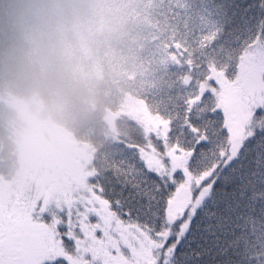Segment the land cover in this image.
Listing matches in <instances>:
<instances>
[{"label": "snow or ice", "instance_id": "1", "mask_svg": "<svg viewBox=\"0 0 264 264\" xmlns=\"http://www.w3.org/2000/svg\"><path fill=\"white\" fill-rule=\"evenodd\" d=\"M188 12L136 138L74 187H0V264H264V0Z\"/></svg>", "mask_w": 264, "mask_h": 264}, {"label": "trees", "instance_id": "2", "mask_svg": "<svg viewBox=\"0 0 264 264\" xmlns=\"http://www.w3.org/2000/svg\"><path fill=\"white\" fill-rule=\"evenodd\" d=\"M190 6L191 0H0V98L36 96L43 109L38 118L90 145L92 171L103 168L140 133L121 118L117 141H111L105 113L116 111L126 95L153 109L183 71L177 64L187 59L183 35L193 24ZM20 126L0 101L3 178L13 171ZM44 155L47 180H66L67 161L49 165Z\"/></svg>", "mask_w": 264, "mask_h": 264}, {"label": "rangeland", "instance_id": "3", "mask_svg": "<svg viewBox=\"0 0 264 264\" xmlns=\"http://www.w3.org/2000/svg\"><path fill=\"white\" fill-rule=\"evenodd\" d=\"M0 101L17 114L21 125V130L14 133L16 152L13 154V171L6 178L0 176V187L30 195L51 193L74 187L90 174L93 148L88 144L78 143L70 133L50 121L43 122L39 119L42 105L36 96L25 101L2 98ZM146 109L142 101L126 95L116 111H107L104 115L106 137L117 141V121L121 118L133 122L141 131V115ZM44 145L46 148L40 151V147ZM45 151L49 156V165L60 161L64 164L67 161L64 166L66 180H47L45 175L49 176V173H43L42 168L46 160ZM73 155H80V162ZM41 156L45 158L40 160Z\"/></svg>", "mask_w": 264, "mask_h": 264}, {"label": "bare ground", "instance_id": "4", "mask_svg": "<svg viewBox=\"0 0 264 264\" xmlns=\"http://www.w3.org/2000/svg\"><path fill=\"white\" fill-rule=\"evenodd\" d=\"M36 102V101H35ZM40 114L42 115L43 114V109H41L40 110ZM43 122L45 121V120H42ZM46 121H48V120H46ZM45 121V122H46ZM53 124V123H52ZM54 125V124H53ZM56 126V125H55ZM57 127H59V128H62V129H64L65 131H67L68 132V130H66L65 128H63V127H60V126H57ZM54 146V145H53ZM74 156V158L78 161V162H80V155H73ZM92 161H93V159H92ZM91 165H92V162H91V164H90V173L91 172H93L92 171V169H91ZM65 179H67V177L65 178Z\"/></svg>", "mask_w": 264, "mask_h": 264}]
</instances>
